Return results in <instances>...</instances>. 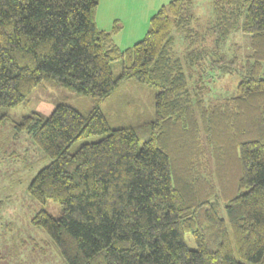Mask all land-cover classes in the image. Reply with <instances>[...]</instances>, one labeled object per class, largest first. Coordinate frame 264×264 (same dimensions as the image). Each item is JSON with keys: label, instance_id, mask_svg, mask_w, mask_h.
<instances>
[{"label": "trees", "instance_id": "obj_1", "mask_svg": "<svg viewBox=\"0 0 264 264\" xmlns=\"http://www.w3.org/2000/svg\"><path fill=\"white\" fill-rule=\"evenodd\" d=\"M97 3L0 0V108L21 104L43 80L100 100L119 80L156 91L154 120L136 129L110 128L98 107L82 115L63 104L14 125L49 159L28 194L61 209L57 218L40 210L32 224L66 264H264V0H210L202 28L190 0H170L125 49L113 42L116 23L97 28ZM235 32L249 36L240 70L221 52ZM209 55L218 74L239 77L234 94L213 103L204 100ZM91 136L100 139L70 152Z\"/></svg>", "mask_w": 264, "mask_h": 264}, {"label": "rangeland", "instance_id": "obj_2", "mask_svg": "<svg viewBox=\"0 0 264 264\" xmlns=\"http://www.w3.org/2000/svg\"><path fill=\"white\" fill-rule=\"evenodd\" d=\"M97 1L94 22L98 29L112 31L114 23L110 21V15L117 14L122 19L125 18L126 23L121 24L125 29L121 31L119 27L120 31H112L114 44L120 49H125L143 38L149 26V19L143 24L145 14L153 8V4L155 10L152 14L160 6L167 5L170 0H132L134 5H123L125 0L122 3L121 0ZM190 1L192 12L197 18L195 25L202 28L212 16L210 0ZM126 25L129 28L133 26V31ZM172 35L173 50L180 57L184 53L183 37L176 31ZM232 35L221 52L224 61L234 58V67L240 70L250 54L249 36L240 32ZM205 62L202 70L210 77L204 93L206 103H213L222 97L233 95L239 77L231 72L218 74L219 68L211 67L213 60L210 55ZM120 73V61L113 62V79H118ZM155 94L153 87L135 79H128L119 80L113 93L108 98L100 100L67 90L53 80H43L21 104L11 109L0 108V118L5 116L0 122V201L2 202L0 264H66L47 234L31 222L40 210L53 218H57L61 211L57 202L49 199L41 205L27 192L31 179L49 163V159L34 144L28 133L15 134L14 125L23 117L30 115L45 119L55 106L63 104L74 108L82 115L98 107L110 128L136 129L154 120ZM99 139L100 136H91L78 140L72 144L70 152H74L82 143ZM141 145L142 142L139 143V146ZM219 212L221 217L225 216L222 203ZM184 241L190 249L196 248L190 233L184 234Z\"/></svg>", "mask_w": 264, "mask_h": 264}, {"label": "crops", "instance_id": "obj_3", "mask_svg": "<svg viewBox=\"0 0 264 264\" xmlns=\"http://www.w3.org/2000/svg\"><path fill=\"white\" fill-rule=\"evenodd\" d=\"M122 1L123 0H121L120 2L122 3ZM125 2V3H124ZM123 2V5H134V2L132 1V0H125ZM131 6L129 7V9L131 10ZM154 10H155V8H154V4H153V8H151V9H149L148 10V12L145 14V18H144V22H143V24H146L147 22H148V19H149V17H150V15L154 12ZM153 11V12H152ZM153 15V14H152ZM110 17V21L111 22H113L114 24L116 23V24H118V29H119V27L121 28V31H123L124 29H123V26L121 25V24H125L126 22H125V18L124 19H122L121 18V16H118L117 14L116 15H110L109 16ZM127 26V25H126ZM128 27V26H127ZM129 28V27H128ZM117 29V31H120V30H118ZM131 31H133V26L132 27H130L129 28ZM101 30V29H100Z\"/></svg>", "mask_w": 264, "mask_h": 264}]
</instances>
